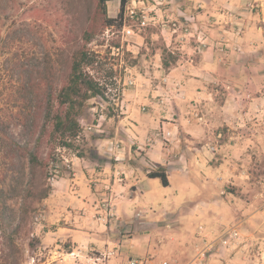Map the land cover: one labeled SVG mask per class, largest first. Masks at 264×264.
<instances>
[{
    "label": "rangeland",
    "instance_id": "rangeland-1",
    "mask_svg": "<svg viewBox=\"0 0 264 264\" xmlns=\"http://www.w3.org/2000/svg\"><path fill=\"white\" fill-rule=\"evenodd\" d=\"M134 1L137 8L156 13L162 4L161 0H127L122 17L124 9ZM221 8L228 16L210 23V32L186 25L199 45L214 49L222 65L210 84L218 104L229 101L225 108L229 112L228 125L214 127L210 138L199 139V147L204 149L195 151L192 160L200 157L204 165H190L186 192L173 196L171 191L158 187L154 191L156 204L123 206L128 211L118 215L111 188L99 184L93 171L105 161L118 159L112 151L120 144L113 139V122L120 113L118 102L124 90L144 87L146 75L138 68L139 58L126 51L125 45L122 54L112 51L116 45L121 46L119 0L107 2L104 8L98 6L97 0H0L2 14L10 16L3 27L1 59L9 57L10 51H18L27 63L33 64L36 58L44 63L45 58L40 60L43 54L60 48L62 55L52 53L49 65L57 77L63 78L70 53L85 45L99 56L94 60L99 66L94 64L89 72L106 88L103 97L84 102L77 117L80 132L70 148L55 145L60 136L51 128L46 130L40 155L47 162L46 181L51 188L47 198L21 209L23 202H30L24 199L29 180L27 160L20 154L7 153L1 162L10 171L0 177V197L7 205L3 211L7 222H0V231L7 234L8 241L16 240L22 251V264H75L69 255L72 252L76 256L80 251L84 256L116 246L123 257L151 256L157 261L170 259L182 264L193 256L196 246H204L205 242H212L206 264H264V3L252 0L234 10ZM247 12L253 13L252 19H245ZM158 16V24L139 33L140 44L144 42L142 49L146 46L148 53L158 50L162 61L165 58L174 64V47L165 45L160 32L163 37L181 34L184 22ZM106 19L115 20L113 28L104 27ZM241 19L250 20L251 24L244 27ZM11 20H15L14 28L12 34H7L6 26ZM172 22L179 27L175 33ZM87 30L94 32L88 43L84 41ZM6 42H14L11 49L3 47ZM133 65L137 70L127 73L126 66ZM110 70L112 74L107 76ZM17 71L13 67V73ZM127 78H133L136 86L128 88ZM14 82L22 81L15 78ZM59 82L56 79L53 86ZM11 133L18 143L33 148L37 134L28 133L19 123L12 125ZM82 159L88 165L81 167L82 177L78 178L74 162ZM205 161L210 162V168ZM156 169L151 166L149 173ZM15 226L18 233L14 235ZM72 230L81 237L95 236L96 242L106 236L112 244L104 242L101 247L77 249L79 245L72 243ZM230 232L237 235L228 239ZM221 238L228 243L222 244Z\"/></svg>",
    "mask_w": 264,
    "mask_h": 264
},
{
    "label": "crops",
    "instance_id": "crops-1",
    "mask_svg": "<svg viewBox=\"0 0 264 264\" xmlns=\"http://www.w3.org/2000/svg\"><path fill=\"white\" fill-rule=\"evenodd\" d=\"M161 2L160 8L157 9L158 15L170 19L179 18L180 22L189 27L210 32V23L219 22L217 19L222 17H225V20L228 16L221 7L234 10L241 5L251 4L252 0ZM246 18L252 19L253 13L247 12ZM242 22L244 27L251 24L250 20ZM163 34L160 32L162 41L168 47H174L173 51L176 52L172 53L177 57L174 64L168 62L167 68L163 66L162 55L158 50L148 53L146 46L142 49L141 45L145 44H140L141 36H135L125 46L126 51L134 58H139L138 68L146 74L143 78L145 86H137L135 91H123L118 102L120 113L113 122V139L120 144H116L117 147L112 151L118 159L114 162L105 161L93 171L99 184H107L111 188V198L116 202L115 211L118 215L128 211L124 210L123 206L137 204L149 207L156 204L154 191H158V187L161 191H171L173 196L186 192L190 165L193 168L196 167L194 162L200 166L204 165V159L200 157L199 160H192L195 151L204 149V146L199 147V139L210 138L214 127L216 129L223 124L228 125L229 121V112L225 109L229 103L228 99L218 104L210 84L214 79L213 74L222 66L214 49L199 45L196 35L192 33L170 34V37H163ZM120 52H124L123 48L119 54ZM126 67L127 73L137 70L136 65ZM107 120L112 121L110 118ZM213 148L217 151V148ZM174 152L182 155L173 157ZM187 153H191V156H187ZM82 162H74L79 171L78 178L82 177L81 167L88 165ZM151 166L166 169L169 183L167 187L159 186V179L148 177ZM205 166L210 168V162L205 161ZM71 235L72 243L79 245L77 249L101 247L104 242L112 244L111 239H106L103 235L102 241L99 242H96L95 236L81 237L75 230H72ZM143 242L141 240L139 243Z\"/></svg>",
    "mask_w": 264,
    "mask_h": 264
},
{
    "label": "trees",
    "instance_id": "trees-1",
    "mask_svg": "<svg viewBox=\"0 0 264 264\" xmlns=\"http://www.w3.org/2000/svg\"><path fill=\"white\" fill-rule=\"evenodd\" d=\"M113 0H97L98 6L104 8L107 2ZM127 0H120V18L123 7ZM10 17V16H9ZM0 10V43L3 41L2 33L6 18ZM25 21V20H22ZM114 19H106L104 27H112ZM15 20H11L6 26L7 34H12ZM27 24V22H24ZM121 23L119 24V27ZM15 33V30H13ZM91 31V30H90ZM94 36V32H84V41L88 43ZM14 42L2 43L4 48L9 47ZM118 47V45H116ZM2 48V47H0ZM60 48H54L52 53L59 57L62 53ZM52 53L47 51L42 59L45 62L27 63L26 58L17 52H9V57L1 59L0 55V177H5L10 171L2 161H5L6 154H20L27 160L29 180L26 185L27 194L24 199L30 202H23L20 208L28 207V203H39L49 195L51 190L48 184V169L46 161L40 155L44 134L47 129L60 136L55 145L70 148L71 141L75 140L80 132L77 117L84 106V102L90 98L103 97L105 85L99 78L92 76L89 72L93 65L99 64L94 61L99 59L98 54L86 48L85 45L78 46L70 53L67 63L68 71L63 78L57 77L51 64ZM6 62V64H5ZM58 63V60H55ZM9 64V65H8ZM163 66L168 67V63L163 58ZM13 67H17V73H13ZM100 69V68H99ZM98 73V72H97ZM108 73L107 76L111 75ZM22 81L16 84L14 79ZM23 79H27L24 82ZM60 82L54 87L55 80ZM42 122V124H41ZM14 123L22 125L28 133L37 134L33 148L28 144L18 143L12 133L11 127ZM41 124V125H40ZM150 179H159L163 187L168 186L166 170L158 166L157 169L148 174ZM3 192L0 189V194ZM32 201V202H31ZM7 207L5 201L0 197V222L6 223L7 219L3 211ZM9 227V226H8ZM11 227V226H10ZM17 226L13 234H17ZM10 244V246H8ZM11 250V252H9ZM10 257L13 258L10 262ZM0 264H22V251L15 239L8 241L7 234L0 231Z\"/></svg>",
    "mask_w": 264,
    "mask_h": 264
},
{
    "label": "built area",
    "instance_id": "built-area-1",
    "mask_svg": "<svg viewBox=\"0 0 264 264\" xmlns=\"http://www.w3.org/2000/svg\"><path fill=\"white\" fill-rule=\"evenodd\" d=\"M120 3V0H119ZM139 4L141 2H138ZM136 2H132V5L126 7L124 9V14L121 22V30L118 31L120 34L121 46L113 47L112 51L117 54L123 48V46H127L129 40H131L135 36H141L139 33L146 31L148 28L155 26L160 22L158 14L153 10H145L143 8H137ZM182 29L181 34H189V27L185 23ZM113 28V27H112ZM179 30L177 28V22H172V31L175 33ZM136 31L138 33H136ZM199 35V34H198ZM135 80L133 78H127L126 85L134 86ZM202 230V229H201ZM202 232V231H201ZM237 235L236 232H230L228 234V239L234 238ZM222 237V236H221ZM225 238V237H222ZM220 239L222 244H227V239ZM212 248V242H205L204 246H196L194 249L193 256L185 263L182 264H206V253ZM90 254H85L84 256L80 255V251L75 256V253L72 252L69 254L74 257L75 264H181L176 260H162L157 261L156 259L146 256H122L120 252V247L118 246L108 249L105 252L96 251L89 252Z\"/></svg>",
    "mask_w": 264,
    "mask_h": 264
}]
</instances>
